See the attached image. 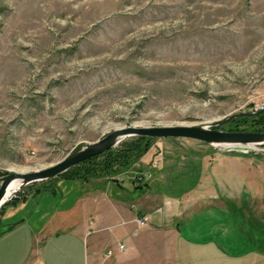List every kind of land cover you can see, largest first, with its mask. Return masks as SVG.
Masks as SVG:
<instances>
[{
    "label": "rangeland",
    "instance_id": "obj_1",
    "mask_svg": "<svg viewBox=\"0 0 264 264\" xmlns=\"http://www.w3.org/2000/svg\"><path fill=\"white\" fill-rule=\"evenodd\" d=\"M179 125L264 133V0H0V178L116 129ZM108 150L23 186L0 209L64 178L104 201L107 184L156 183L164 191L135 214L129 242L118 224L92 247L91 217L80 250L56 258L183 264L180 230L206 224L228 227L233 250L264 254L263 153L137 135Z\"/></svg>",
    "mask_w": 264,
    "mask_h": 264
},
{
    "label": "crops",
    "instance_id": "obj_2",
    "mask_svg": "<svg viewBox=\"0 0 264 264\" xmlns=\"http://www.w3.org/2000/svg\"><path fill=\"white\" fill-rule=\"evenodd\" d=\"M87 185L79 177L64 178L3 206L0 209V264H34L35 260L36 264H86L82 257L78 263L68 258L59 261L56 257L72 244L80 250L90 231L91 217L99 224L95 229L99 233L91 238L92 247L98 245L100 233L120 225L127 231L123 239L129 242L126 238L134 230L135 214L144 212L150 199L164 191L156 183H148V187L141 189H131L126 183L107 184V190L101 192L110 201H104L97 188L90 189ZM70 190L77 191L71 201L67 195ZM161 217L165 216L161 214ZM209 225H204L202 230L189 229L191 232L186 237L180 230V245L176 240L175 246L176 250L180 249L183 264H264L261 252L232 249L235 241L225 238L228 227L223 225L222 229L215 230ZM104 236L101 237L111 241L112 235L105 233Z\"/></svg>",
    "mask_w": 264,
    "mask_h": 264
},
{
    "label": "water",
    "instance_id": "obj_3",
    "mask_svg": "<svg viewBox=\"0 0 264 264\" xmlns=\"http://www.w3.org/2000/svg\"><path fill=\"white\" fill-rule=\"evenodd\" d=\"M218 124V123H217ZM144 136L151 138L180 137L200 140L213 145L221 150H240L247 152H261L264 150L255 148L254 145L264 144V133L256 132H225L210 129L204 126H160V127H124L113 130L102 139L85 144L70 153L57 163L37 171L27 173H11L0 178V206L6 203L23 186L40 180L53 178L69 168L77 165L91 157L99 155L118 144L128 136ZM19 181L17 190L12 196H6L9 185ZM142 186H139L141 188Z\"/></svg>",
    "mask_w": 264,
    "mask_h": 264
},
{
    "label": "bare ground",
    "instance_id": "obj_4",
    "mask_svg": "<svg viewBox=\"0 0 264 264\" xmlns=\"http://www.w3.org/2000/svg\"><path fill=\"white\" fill-rule=\"evenodd\" d=\"M18 185H19L18 180L13 181L7 188L6 196H12V194H14V192L17 190Z\"/></svg>",
    "mask_w": 264,
    "mask_h": 264
},
{
    "label": "trees",
    "instance_id": "obj_5",
    "mask_svg": "<svg viewBox=\"0 0 264 264\" xmlns=\"http://www.w3.org/2000/svg\"><path fill=\"white\" fill-rule=\"evenodd\" d=\"M108 152H110V150L106 151L104 154H106V153H108ZM94 158H95V157H93V158H91V159H89V160H86V162L92 161ZM83 164H84V163H83Z\"/></svg>",
    "mask_w": 264,
    "mask_h": 264
}]
</instances>
